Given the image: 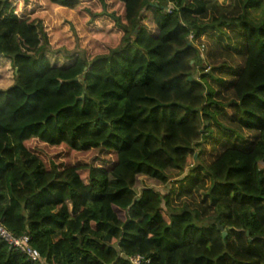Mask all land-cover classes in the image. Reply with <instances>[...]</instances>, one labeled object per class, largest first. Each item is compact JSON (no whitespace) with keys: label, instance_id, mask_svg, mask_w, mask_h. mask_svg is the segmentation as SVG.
I'll return each instance as SVG.
<instances>
[{"label":"trees","instance_id":"16d2710c","mask_svg":"<svg viewBox=\"0 0 264 264\" xmlns=\"http://www.w3.org/2000/svg\"><path fill=\"white\" fill-rule=\"evenodd\" d=\"M212 5L234 7L0 0L14 70L0 90V223L46 264H264V0L204 21ZM211 32L233 40L241 66H204L194 44ZM242 131L255 136L243 144ZM221 137L232 141L204 167L211 215L173 208V185L137 191L195 171ZM0 264L36 263L0 239Z\"/></svg>","mask_w":264,"mask_h":264},{"label":"rangeland","instance_id":"374dc122","mask_svg":"<svg viewBox=\"0 0 264 264\" xmlns=\"http://www.w3.org/2000/svg\"><path fill=\"white\" fill-rule=\"evenodd\" d=\"M216 2L223 7H226L233 2L234 7L231 10L224 11L220 10L217 6L212 5L208 8L204 21L208 22L210 19H212L213 16H218V14L222 12L227 13L228 16H236L241 12L239 0H216ZM232 41H229L227 36L211 32L210 34H207L201 40L196 42V44L194 45H196L201 58L204 60V66L208 69L209 65H218L222 62H227V64L236 68L243 64V60L238 55H236V51L234 45H232ZM210 50L211 52H214V55L211 57V60L209 56H207ZM48 58L51 64L58 67H66L72 62V60L69 61L61 55H49ZM4 62L5 60L0 61V67H3ZM0 75V87H8L11 84L13 78V69L10 68L8 69L7 74L1 73ZM224 96L226 101L230 99L229 93H225ZM224 109L230 114L227 108ZM223 122H225L227 125H230L227 119L223 120ZM242 134L244 136L243 144H246L247 140H252L255 136L254 132L250 133L242 131ZM251 136L253 137L251 138ZM212 140L213 138H210L205 141V143H203L202 147L204 153L200 160L196 162L195 167L198 168H196L195 171L190 172V169H186L180 175L177 174V172L175 171H168L167 173L170 174L171 180L166 185H160L158 182L146 178L139 179L136 185L137 191L139 192L143 187L149 186L157 188V190L161 194L165 195L167 193L171 194V187L173 185L176 187L175 191L170 195L171 206L173 208L178 209L183 205L188 204L192 210L199 209L204 216L211 215V209L206 207L208 206V201L205 197V194L208 191L210 182L204 172V167L214 158L216 154L222 151V149L226 145H229V142L232 141L221 137L218 139V141H216V145L212 146L210 144L211 142H213ZM202 209H205L210 212L203 213Z\"/></svg>","mask_w":264,"mask_h":264},{"label":"built area","instance_id":"2783aa9c","mask_svg":"<svg viewBox=\"0 0 264 264\" xmlns=\"http://www.w3.org/2000/svg\"><path fill=\"white\" fill-rule=\"evenodd\" d=\"M192 37L193 36L190 35V40H192ZM0 239L10 248L25 255L28 261L36 264H46L41 254L30 245V238L28 235L23 234L21 236H15L0 223ZM127 259L130 264H150V260L140 254L129 256Z\"/></svg>","mask_w":264,"mask_h":264},{"label":"crops","instance_id":"0c3cea01","mask_svg":"<svg viewBox=\"0 0 264 264\" xmlns=\"http://www.w3.org/2000/svg\"><path fill=\"white\" fill-rule=\"evenodd\" d=\"M2 60H5V62L3 63V67H0V71H1L0 74L1 73L7 74L8 69L11 68L10 61L8 59L4 58L3 56L0 58V61H2ZM1 68H2V70H1ZM13 75H14V70H13ZM0 77H1V75H0ZM13 82H14V79L12 78L11 84L8 87H10L13 84ZM8 87H0V90L7 89Z\"/></svg>","mask_w":264,"mask_h":264},{"label":"water","instance_id":"95a60500","mask_svg":"<svg viewBox=\"0 0 264 264\" xmlns=\"http://www.w3.org/2000/svg\"><path fill=\"white\" fill-rule=\"evenodd\" d=\"M1 57H2V56H0V58H1ZM15 73H16V70H15ZM263 162H264V160H263ZM218 226H219V223H218ZM219 230L221 231L222 239L224 240L225 237L227 236V231L224 230V228H223L222 226H219Z\"/></svg>","mask_w":264,"mask_h":264}]
</instances>
